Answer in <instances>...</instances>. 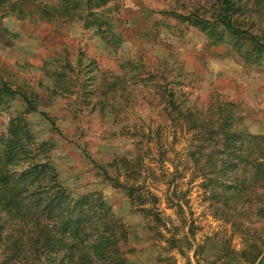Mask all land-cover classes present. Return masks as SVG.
Masks as SVG:
<instances>
[{"label": "rangeland", "instance_id": "374dc122", "mask_svg": "<svg viewBox=\"0 0 264 264\" xmlns=\"http://www.w3.org/2000/svg\"><path fill=\"white\" fill-rule=\"evenodd\" d=\"M19 1L0 10V82L39 96L37 111L27 115L31 135L49 143L67 191L101 193L128 227L129 264H264L259 199L224 209L233 218L220 211L204 169L203 156L212 152L207 133L179 123L167 108L170 90L181 107L208 119L229 104L239 128L264 136V67L210 46L196 29L174 27L166 15L212 0H110L119 43L77 18L46 14L57 0ZM57 72L72 79V93H51ZM88 79L83 99L74 82ZM24 109L17 98L13 110ZM9 116L0 114V135ZM198 148L196 163L191 154ZM122 184L139 186L143 204Z\"/></svg>", "mask_w": 264, "mask_h": 264}, {"label": "trees", "instance_id": "16d2710c", "mask_svg": "<svg viewBox=\"0 0 264 264\" xmlns=\"http://www.w3.org/2000/svg\"><path fill=\"white\" fill-rule=\"evenodd\" d=\"M109 2L57 0L44 11L77 18L85 28L96 29L103 39L111 35L113 43H119L112 32ZM20 3L0 0V10ZM183 7L187 9L183 13L172 10L166 14L175 21L174 27L196 29L210 46L223 45L246 65L264 67V0H212L192 6L184 3ZM12 9L23 16L22 10ZM53 80L51 93H72V79L68 80L64 72H57ZM74 83L81 98L91 92L87 90L91 87L89 79ZM169 94L167 108L176 111L175 119L207 133L212 152L203 157L211 200L233 218L224 209L235 211L237 205H251L253 199H259L257 214L264 217V136L239 128L229 104L220 106L215 119H208L181 107L171 90ZM38 97L32 91H16L7 82H0V114L10 113L5 132L0 135V264H129L128 255L134 248L128 245V227L115 216L101 193L74 197L67 191L51 162L49 143H36L31 135L27 115L37 111ZM17 98L25 105L21 114L13 110ZM198 141L206 143L205 137ZM200 155L201 148L191 154L196 163ZM121 164L127 169L132 166L125 158ZM119 187L131 201L137 199L143 204L139 186ZM123 246L131 249L124 251Z\"/></svg>", "mask_w": 264, "mask_h": 264}]
</instances>
